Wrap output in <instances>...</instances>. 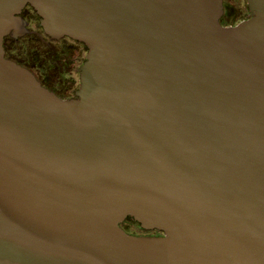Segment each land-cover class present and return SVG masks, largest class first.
Instances as JSON below:
<instances>
[{"label":"water","instance_id":"1","mask_svg":"<svg viewBox=\"0 0 264 264\" xmlns=\"http://www.w3.org/2000/svg\"><path fill=\"white\" fill-rule=\"evenodd\" d=\"M27 4L77 98L5 57ZM225 6L0 0V264H264V0Z\"/></svg>","mask_w":264,"mask_h":264},{"label":"flooded vegetation","instance_id":"2","mask_svg":"<svg viewBox=\"0 0 264 264\" xmlns=\"http://www.w3.org/2000/svg\"><path fill=\"white\" fill-rule=\"evenodd\" d=\"M223 2L224 14L220 20L221 24L236 25L228 20L225 0ZM249 14L248 8V17ZM18 17L21 19L24 33L18 37H15L14 33L5 37V57L30 70L45 88L57 96L63 99L77 98L81 86L80 68L87 59V46L68 36L53 38L46 34L41 26V17L30 4L22 9ZM24 40H28L30 45L24 46ZM19 45L24 47L20 49ZM32 46H37V50L30 51ZM155 231L152 235L163 234Z\"/></svg>","mask_w":264,"mask_h":264},{"label":"rangeland","instance_id":"3","mask_svg":"<svg viewBox=\"0 0 264 264\" xmlns=\"http://www.w3.org/2000/svg\"><path fill=\"white\" fill-rule=\"evenodd\" d=\"M27 43H24V46L27 45L29 46L30 43L28 42V40H26ZM24 46H21L19 45L18 47L20 49H22ZM34 50L36 51L37 50V46H32L30 48V51ZM122 227L129 233L131 234H134V235H152L154 234L156 231L155 230H144L143 228H141V226L136 223L135 221H132V220H126L123 224H122Z\"/></svg>","mask_w":264,"mask_h":264},{"label":"trees","instance_id":"4","mask_svg":"<svg viewBox=\"0 0 264 264\" xmlns=\"http://www.w3.org/2000/svg\"><path fill=\"white\" fill-rule=\"evenodd\" d=\"M127 220H131V219H127ZM133 221V220H132Z\"/></svg>","mask_w":264,"mask_h":264}]
</instances>
